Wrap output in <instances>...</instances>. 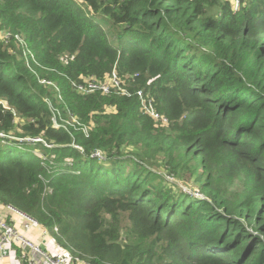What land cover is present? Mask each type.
<instances>
[{"label": "trees", "instance_id": "1", "mask_svg": "<svg viewBox=\"0 0 264 264\" xmlns=\"http://www.w3.org/2000/svg\"><path fill=\"white\" fill-rule=\"evenodd\" d=\"M0 204L83 264H264V0H0Z\"/></svg>", "mask_w": 264, "mask_h": 264}, {"label": "built area", "instance_id": "2", "mask_svg": "<svg viewBox=\"0 0 264 264\" xmlns=\"http://www.w3.org/2000/svg\"><path fill=\"white\" fill-rule=\"evenodd\" d=\"M112 77V81L117 84L115 74H113ZM78 87L79 89L87 91H94L96 88L108 91L106 86H100L95 82H89L86 85ZM140 94L141 93L139 92V95ZM154 116L157 115L155 114ZM93 155L99 158L102 157L100 151H96ZM193 191L195 192L194 195L202 196L197 189ZM11 212H14L17 215V218L10 217ZM18 220L21 221L20 227L22 230H28L34 225L40 226L36 219L16 210L10 205L3 206L0 204V261H2V258H6L12 251L17 258L15 264H21L20 262H24V264H72L70 263L72 258H74L75 261L80 262V260L77 257H74L70 251L61 248L55 241V246L58 249L55 252H50L40 243L25 237L21 229L14 226ZM40 228L41 237L43 241L46 242V236L49 233L47 229L42 226H40ZM56 230L57 228L54 227V231Z\"/></svg>", "mask_w": 264, "mask_h": 264}, {"label": "rangeland", "instance_id": "3", "mask_svg": "<svg viewBox=\"0 0 264 264\" xmlns=\"http://www.w3.org/2000/svg\"><path fill=\"white\" fill-rule=\"evenodd\" d=\"M236 4V2L234 1L233 2V5H235ZM113 78V77H112ZM107 82H111V79L110 78H107ZM141 96H142V93H141ZM151 113H152V111H151ZM153 114V113H152ZM154 115V114H153ZM156 117V116H155ZM56 125V124H55ZM167 177V179L169 180V181H174V179L172 178V177H170V176H166ZM181 187H182V189L183 190H185L186 192H192L193 194H195V192L193 191V189H190V188H188L187 186H184V185H182V184H179ZM194 189H196V188H194ZM10 217H12V218H17V215L14 213V212H11L10 213ZM20 223H21V221L20 220H18L15 224H14V226L16 227V228H19V229H21V227H20ZM21 231L24 233V235H25V237H27V238H29V239H31V240H33L32 238H31V233H33L34 231L36 232V235L37 236H39L41 239H42V237H41V233H40V231H41V228H40V226H38V225H34V226H31L28 230H22L21 229ZM47 231H48V233L50 234V235H54L55 233H53V231H52V229L50 228V227H47ZM48 234V235H49ZM46 236V239H47V242H44V243H42L43 245H44V247H49L51 244H50V242L53 240L52 238H51V236L49 235V236ZM51 238V239H50ZM43 240V239H42ZM34 241V240H33ZM54 241V240H53ZM36 242V241H35ZM61 247V246H60ZM58 248H53V249H47L48 251H50V252H55L56 250H57ZM73 257V256H72ZM11 258H12V260L15 258V254L11 251L10 253H9V255L6 257V258H2L1 260H2V263H0V264H11L12 262V260H11ZM1 262V261H0ZM70 263H72V264H82V262H77V261H75L74 260V258H72V260H71V262Z\"/></svg>", "mask_w": 264, "mask_h": 264}, {"label": "crops", "instance_id": "4", "mask_svg": "<svg viewBox=\"0 0 264 264\" xmlns=\"http://www.w3.org/2000/svg\"><path fill=\"white\" fill-rule=\"evenodd\" d=\"M39 140V139H38ZM50 235V234H49ZM48 235V236H49ZM51 236V238L52 239H54V236H52V235H50ZM31 238L34 240V241H36V242H38V243H40L43 247H44V245L42 244V243H44V241L39 237V236H37L36 235V232L34 231L33 233H31ZM50 238V239H51ZM46 242H47V239H46ZM50 246L49 247H44V248H46V249H53V248H55L56 246H55V242L52 240L51 242H50ZM11 260H12V258H11ZM15 261H17V258H16V256H15V258L11 261L12 263L11 264H15L16 262ZM0 263H2V261L0 262ZM21 263V262H20ZM4 264V263H3ZM10 264V263H9ZM22 264V263H21Z\"/></svg>", "mask_w": 264, "mask_h": 264}, {"label": "water", "instance_id": "5", "mask_svg": "<svg viewBox=\"0 0 264 264\" xmlns=\"http://www.w3.org/2000/svg\"><path fill=\"white\" fill-rule=\"evenodd\" d=\"M17 210V209H16Z\"/></svg>", "mask_w": 264, "mask_h": 264}]
</instances>
